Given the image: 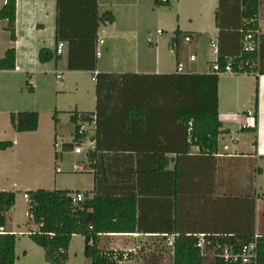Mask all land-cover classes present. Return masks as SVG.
<instances>
[{
  "label": "crops",
  "instance_id": "obj_1",
  "mask_svg": "<svg viewBox=\"0 0 264 264\" xmlns=\"http://www.w3.org/2000/svg\"><path fill=\"white\" fill-rule=\"evenodd\" d=\"M95 1L99 16L110 12L115 18L114 23L99 27L98 40L92 54L97 61L95 73L70 71L69 43L57 42L56 39L60 11L62 23L66 24L65 19L71 15H87V9L95 4L94 0H62L60 11L58 0H17L15 42L11 40L8 21H0V40L3 43L0 60L9 49L14 48L16 69L1 71L0 77L13 80L16 75H26L27 84L36 92L32 83L35 74L46 78L55 75L63 81L61 87L66 86L65 77L91 75L94 83L90 98L91 107L79 110L80 105L76 103L69 115L70 123L74 113H93L96 118L94 124L88 127V131L91 140L97 144V152L90 159L86 153L83 170H78L86 175L88 187H80L76 193L83 194L88 200L97 195L135 197L137 200V231L100 235V250L131 251L135 249L134 240L141 237L164 239L196 234L232 236L215 233L233 222L232 212L225 208L229 203L223 202L229 198L255 199V234L264 236V75L258 72L229 74L238 84L229 90L231 113L227 116L222 112L221 87V77L226 74L219 76L221 135L218 139V152L214 154L198 145L188 146L192 141V123L189 124L187 136V126L176 118L177 105L160 97L166 91V87H163L167 83L164 78L166 76L206 75L213 72V68L209 71L205 69L207 64L212 63L210 52L208 48L205 49L207 37L210 40V48L212 42H218L224 54L237 52L238 41L232 32L241 23V1L223 0L220 13L226 32L222 39L216 23L220 0H168L167 5L160 7L155 5V0ZM184 1H192L197 5L189 9L183 5ZM103 2L107 6L105 11L101 10ZM6 3L7 0H0V11ZM163 7L177 13L178 24L174 25L170 37L166 39L164 32L158 30L156 40H141L145 34L146 13H159ZM121 14L127 16L122 17ZM182 21L190 22L191 29L182 27ZM194 21L198 27H194ZM205 21L208 24H205ZM78 23L80 21H77ZM257 24L261 35L264 36V0H260ZM68 29L70 31V27ZM46 30L53 34L49 42L42 41L39 36ZM177 32L191 34L189 37L192 42L186 43L185 35H182L180 46L175 51L171 45L177 37ZM107 40L111 41L108 46ZM61 43L64 47L62 54H58ZM42 50L52 51L56 58L50 63L42 64L39 60ZM105 51H108L111 57L108 63L102 62ZM97 52H101L100 57ZM191 56H196V62L190 61ZM181 65L184 73L178 72ZM34 66L38 69L33 70ZM97 74L115 76L104 79L100 103H97ZM9 82L5 81L4 87H0V98L3 97L5 102L0 112L11 115L37 111L40 123L37 131L31 133H17L11 126L14 134L8 132L11 137L6 138L9 140L0 139V142L13 143L12 148L0 152V192L15 193L14 189L25 183L31 186H37L39 183L37 179L34 180L33 175L24 179L28 176H23L20 170L22 161L17 149L22 138L26 137L24 141L33 149L31 156L38 155V152L34 151L38 144L29 137L40 130L42 115L39 110L17 109L10 101L6 102L9 98L18 102L14 85ZM112 82L114 84L110 85ZM63 93L67 94L66 91ZM74 93L80 95L78 86L75 87ZM49 110L53 114L54 123L49 137L52 147L53 141L57 147V138L62 132V119L67 114L59 109L57 103L52 104ZM249 111L255 113V119L249 117ZM54 115L58 124H55ZM256 121L257 126L254 128L253 123ZM73 140L72 133V140L64 141L62 148ZM57 172L63 174L60 167ZM34 191L37 190H28L26 194ZM61 191L75 194L71 189ZM27 203L29 211L28 200ZM16 207L17 199L14 208L6 214L4 231L6 234L16 235L17 238V235H23V232L18 233L13 229ZM239 211L243 214V207ZM38 229L35 225L29 230L28 236L30 231L37 232ZM136 235L139 237H134ZM78 238L84 240L85 248L84 237L73 236L66 263L71 260L70 250L74 239ZM86 264H90L87 259Z\"/></svg>",
  "mask_w": 264,
  "mask_h": 264
},
{
  "label": "trees",
  "instance_id": "obj_2",
  "mask_svg": "<svg viewBox=\"0 0 264 264\" xmlns=\"http://www.w3.org/2000/svg\"><path fill=\"white\" fill-rule=\"evenodd\" d=\"M242 5L241 23L234 28L233 36L238 41V49L234 54H224L219 48L217 63L222 71L228 66L230 60L236 75L243 73H259L264 75V36H262L261 50L259 54L245 53L243 51L244 37L251 32L259 30L257 21L259 17L260 0H240ZM87 9V15H71L62 23L61 4L58 0L59 16L56 32L57 42L69 43L68 69L70 71L96 72V57L92 56L95 44L98 40V30L101 25L112 24L115 18L107 12L102 16L97 13V4ZM168 2V0H167ZM162 0H155V5L160 7L167 5ZM223 0L216 14L217 27L220 30V38L225 35L224 25L221 20L220 10ZM17 0H7L6 5L0 11V21H8V31L11 33L12 42L16 41ZM71 18V19H70ZM77 21L80 23L77 24ZM70 27V31L68 29ZM68 29V30H67ZM229 32V30H227ZM177 37L172 42V49L177 51L180 46V38L191 36L177 32ZM56 58L50 50H42L39 60L47 64ZM248 64V66H247ZM241 67V70L240 68ZM16 69V51L9 49L5 57L0 60L1 71H14ZM219 74L212 72L206 75L199 74H175L166 76V91L160 96L166 102L177 105L176 118L187 126L192 123L191 145H198L214 154L218 152V139L221 135V122L219 119ZM113 75L97 74V103H100V95L103 81L113 78ZM123 77V76H120ZM125 77V76H124ZM114 84L113 82L110 83ZM122 84H124L122 82ZM28 90L34 93L30 84ZM78 114L85 115L84 121L92 123L90 118L93 113H74L72 123L75 125L72 143L64 144L63 151H72L83 138L78 126ZM257 116V115H256ZM55 124H58L54 115ZM10 123L17 133H31L39 127V114L37 112H19L10 115ZM257 126V121H256ZM256 128V127H255ZM13 147L10 141L0 142V152ZM96 151L89 152V159ZM61 154L56 153V159ZM29 196L30 223L39 227L37 232L30 231V239L45 252V260L48 264H65L68 259V250L73 236L80 235L85 239L84 256L90 264H118L113 260L114 252L100 250V235L117 233H135L137 227V200L135 197H104L95 196L94 199H86L84 202L73 203L72 192L37 190L27 194ZM229 203L227 210L232 212L231 224L215 233L232 234L231 242L249 243L255 235V199L229 198L223 200ZM16 194L13 192H0V228H5L6 214L15 206ZM243 207V214L240 209ZM242 214V217L240 215ZM16 235L0 234V264H16ZM221 242L226 240L221 239ZM196 238L180 236L175 242L174 264H202L203 260L198 249L195 248ZM155 259V257H154ZM154 264V263H153ZM259 264H264V236L260 242Z\"/></svg>",
  "mask_w": 264,
  "mask_h": 264
},
{
  "label": "rangeland",
  "instance_id": "obj_3",
  "mask_svg": "<svg viewBox=\"0 0 264 264\" xmlns=\"http://www.w3.org/2000/svg\"><path fill=\"white\" fill-rule=\"evenodd\" d=\"M112 3V1H111ZM183 5L187 8H192L196 6L197 3L192 1H184ZM107 7L105 2L101 6V10L105 11ZM159 13H146L145 20V34L143 35L144 40L147 38H152L156 40L157 31L160 30L164 32V37L168 39L171 35L174 25H177V13L171 11L168 7H163L160 9ZM126 17L127 15H122ZM131 16L132 13H131ZM135 16V15H134ZM201 21V20H200ZM202 22V21H201ZM208 24L207 21L204 22ZM190 22L182 21V27L185 29H191ZM199 25V23H198ZM194 27L197 26V22L194 21ZM187 31V30H186ZM1 34V33H0ZM42 41L49 42L52 40V32L46 30L43 34L39 35ZM207 37L205 39V49L209 50V56L211 57L212 63L205 66L206 71L213 68L216 62L217 55L213 49L210 48V40ZM106 40V39H105ZM111 41L107 40V45ZM3 43L0 40V49ZM3 48V47H2ZM104 48V47H103ZM104 58L102 62L108 63L111 60L108 51L103 52ZM33 70L38 69L37 67H32ZM4 79L0 77V87H4V82L10 81L14 88L15 95L18 96V102H13L12 99L6 100L13 104V107L17 109H36L39 110L42 115L40 130L34 134L30 135V140H33L38 147L34 151L38 152V155L31 156L32 147L27 146L22 138L20 145L18 146L19 158L22 161V170L24 179L31 178L33 175L34 180H38V184L34 186L24 185L19 186V188L14 189L17 199V207L15 211L14 221L12 223L13 229L16 232H23V235H17V251H16V264H48L45 260V252L42 248L38 247L28 236L30 229L34 228V224L30 223L28 214V203L25 198L26 191L28 190H38L45 189L49 191L54 190H74V193L78 191L80 187H88V179L86 175L81 174L78 170H83V163L86 160V152L84 151L81 155H76L75 151H63L62 144L64 141L72 140V133L74 135V125L69 122V115L72 112L74 104L78 103L80 109L86 110L90 108V98L94 91V83L92 82L91 75H80L77 77H65L64 81L66 83L65 87H61L60 79H57L55 75H49L43 77L42 75L35 74L32 83L35 87L36 92L30 93L27 85V76L16 75L12 78ZM9 82V83H10ZM242 82V81H239ZM237 81L229 77V74L221 77V87H222V112L224 116L231 113L229 107L231 105V99L228 95L229 90L232 86H235ZM79 87L80 95L77 96L74 93L75 87ZM66 91L67 94L63 92ZM3 93V92H2ZM54 103H57L60 110H64L67 114L66 117L62 119V132L57 138V147L53 141V147L50 140V133L53 128L52 112L49 108ZM5 104L3 97L0 98V110ZM244 106L241 107L243 109ZM28 111V110H27ZM34 111V110H33ZM37 112V111H36ZM10 114H5V112H0V139L11 137L8 132L14 134V131L10 125L9 120ZM40 126V123H39ZM6 134V136H5ZM9 140V139H5ZM67 143V142H65ZM76 147V146H75ZM56 153L61 154L59 159H56ZM62 169L63 174L58 173V168ZM264 225V222H263ZM136 254H133L131 261L125 262L123 264H171L172 256L170 247L167 245L166 240L141 237L134 240ZM84 250V240L81 238L74 239L73 246L70 250V262L66 264H86V259L83 255ZM155 257V259H154Z\"/></svg>",
  "mask_w": 264,
  "mask_h": 264
},
{
  "label": "built area",
  "instance_id": "obj_4",
  "mask_svg": "<svg viewBox=\"0 0 264 264\" xmlns=\"http://www.w3.org/2000/svg\"><path fill=\"white\" fill-rule=\"evenodd\" d=\"M163 3H166L167 0H162ZM161 34V32H158ZM186 43H191V37L185 38ZM102 44L103 41H100ZM262 44V35L260 31L248 33L243 40V51L245 53H255L259 54L261 50ZM64 44H59L58 47V54H62V49ZM211 48L215 51L216 55L218 56L219 52V44L218 42H212ZM97 56H101V52H97ZM196 56H191L190 61L196 62ZM232 61L230 60L228 66L225 68L224 71L221 70L220 65L216 62L213 65V72L223 75V74H231L236 75L232 67ZM248 66V64H247ZM241 70V67H239ZM179 73H184V68L181 65L178 69ZM242 71H240L241 74ZM249 117L255 119V113L249 111ZM86 118L85 115L78 114V120L80 127V133L84 134V138L76 144L74 149L76 154H82L84 151L88 154L89 152L96 151V143L91 140L89 136L88 127L95 122V116L91 115L90 118L92 119V123L84 121ZM254 128L256 127V122L253 123ZM75 139V137H74ZM25 198L28 200L29 196L25 194ZM73 203L77 204L80 202H84L86 200L85 196L81 193H75L72 195ZM0 234H6L4 228H0ZM139 237V236H134ZM190 237L196 238L197 242L195 248L199 250L201 254V258L203 260L202 264H259V254H260V242L263 239V236L255 234L254 238L249 243H241V242H231L232 236H225L220 237L219 235H212V234H196ZM177 237L169 238L166 237L162 240H166L167 245L170 247L171 256H172V263L174 264V257H175V242ZM224 239L226 242H221L220 240ZM137 250L131 251H114V258L113 260L116 261L118 264H123L125 262L131 261L133 254H136Z\"/></svg>",
  "mask_w": 264,
  "mask_h": 264
}]
</instances>
